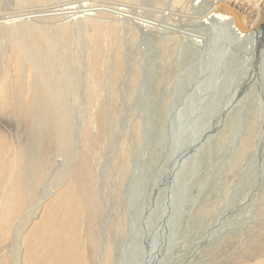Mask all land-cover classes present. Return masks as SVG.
Segmentation results:
<instances>
[{
  "label": "rangeland",
  "instance_id": "374dc122",
  "mask_svg": "<svg viewBox=\"0 0 264 264\" xmlns=\"http://www.w3.org/2000/svg\"><path fill=\"white\" fill-rule=\"evenodd\" d=\"M79 1L0 0L1 74L17 15ZM112 1L129 4L126 15L90 11L83 20L114 27L92 102L86 83L92 26L28 20L71 29V54L61 41L54 51L62 56L58 75L67 83L73 132L40 171L22 220L64 181L81 155L86 120L101 114L100 124L91 125L100 136L92 161L97 199L85 217L95 243L86 241L90 264H255L256 256L264 258V35L245 41L212 22L203 25L204 1ZM11 243L0 247V257L15 252Z\"/></svg>",
  "mask_w": 264,
  "mask_h": 264
},
{
  "label": "bare ground",
  "instance_id": "6f19581e",
  "mask_svg": "<svg viewBox=\"0 0 264 264\" xmlns=\"http://www.w3.org/2000/svg\"><path fill=\"white\" fill-rule=\"evenodd\" d=\"M53 1L23 0V3L43 6ZM182 1L172 0V4L178 5ZM203 1L207 6L202 17L203 25L212 22L222 30L229 29L245 41L253 40L256 35H264V0H185L184 5L196 6ZM78 3L56 4L42 9L37 7L35 10L17 15L16 17L20 19L15 20L19 21L11 26L12 37L9 45L11 49L9 48L10 52L7 51L8 54L4 57V69L2 74L0 72V247L12 242L15 252L10 253L12 256L8 254L1 256L0 264H90L86 241H91L88 243L92 247L95 243L86 236L85 217L88 210L92 212L95 208L93 143L100 136H93L91 129L94 126L91 125L92 123L100 124L101 114L94 118L88 117L86 120L81 155L75 163L72 162L73 167L71 166L70 171L66 172L64 181L56 184L49 191L44 202H38L37 206L31 209V216L22 220L33 201L30 192L33 185L40 180V171L53 163L61 139L71 132L72 123L70 107L67 103L66 82L60 77V71L63 68L58 70L62 63L58 58L62 56L58 57L56 50L54 51L56 44L60 46L61 41L66 54H71V29L61 24L62 29L59 27V30H54L41 24L37 25L39 22L37 23L36 20L34 21L37 24H32L28 20L61 18L67 22L66 24L77 21L78 24L92 26L91 43L89 42L91 44L90 62H87L89 65L86 64L87 69L89 67V71L86 72L88 73L87 96L88 101L92 102L99 91L101 80L99 68L106 55V41L110 38L114 27L104 28L102 23L89 24V21L83 22V20L90 15V11L104 10L124 16L129 10V4L112 0H80ZM97 3L108 5L106 9H97L99 7ZM98 14H92L93 18ZM134 20L135 24L142 29L149 27L145 21ZM4 34V31L0 29V48ZM119 70L118 64V73ZM120 74L121 72L118 75ZM100 92L104 91L100 90ZM66 146L65 149H68ZM70 150L73 149L70 148ZM65 157L67 159V156ZM33 197H35L34 194ZM256 257L255 264H264V258Z\"/></svg>",
  "mask_w": 264,
  "mask_h": 264
}]
</instances>
